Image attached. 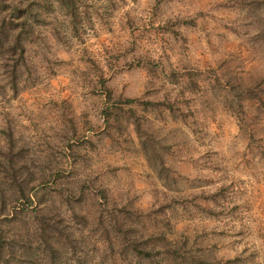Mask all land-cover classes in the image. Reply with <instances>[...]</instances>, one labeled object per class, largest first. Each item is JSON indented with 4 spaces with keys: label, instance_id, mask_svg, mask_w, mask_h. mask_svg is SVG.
<instances>
[{
    "label": "rangeland",
    "instance_id": "374dc122",
    "mask_svg": "<svg viewBox=\"0 0 264 264\" xmlns=\"http://www.w3.org/2000/svg\"><path fill=\"white\" fill-rule=\"evenodd\" d=\"M29 1L0 225L24 185L79 239L65 264H264V0Z\"/></svg>",
    "mask_w": 264,
    "mask_h": 264
},
{
    "label": "trees",
    "instance_id": "16d2710c",
    "mask_svg": "<svg viewBox=\"0 0 264 264\" xmlns=\"http://www.w3.org/2000/svg\"><path fill=\"white\" fill-rule=\"evenodd\" d=\"M62 8H74L73 0H57ZM33 9L29 0H0V51L4 61L10 62L9 74L15 78L17 62L23 58V34L28 35L32 30ZM8 64V63H6ZM16 80L11 87L15 89ZM144 144V143H142ZM148 162L151 163L150 157ZM164 170V165L157 167L159 175ZM19 187L18 195L12 202L18 203L13 212L6 215L0 225V264H8L20 255L24 263L21 264H65L67 257L74 258L79 247V239L70 232L72 227L61 215H52L50 211L40 213L41 210L34 206L35 201L29 192H25L24 185ZM27 194V195H25ZM2 201V200H1ZM18 207V208H17ZM31 208L30 210H28ZM5 210V203L0 202V216ZM33 214V219L29 216ZM29 218V219H28ZM31 218V219H30ZM86 225L87 222H84ZM20 226V227H19ZM85 226V225H83ZM18 231L21 234H10ZM131 252L138 257L150 259L153 251L139 249L137 245H129ZM128 252V247H125ZM123 252V250H121ZM152 252V253H151ZM158 254V253H155ZM76 264H81L77 261ZM171 264V263H170Z\"/></svg>",
    "mask_w": 264,
    "mask_h": 264
}]
</instances>
